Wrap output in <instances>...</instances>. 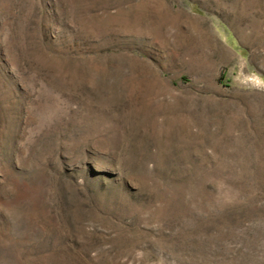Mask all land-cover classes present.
Segmentation results:
<instances>
[{
  "label": "rangeland",
  "instance_id": "obj_1",
  "mask_svg": "<svg viewBox=\"0 0 264 264\" xmlns=\"http://www.w3.org/2000/svg\"><path fill=\"white\" fill-rule=\"evenodd\" d=\"M0 264H264V0H0Z\"/></svg>",
  "mask_w": 264,
  "mask_h": 264
}]
</instances>
